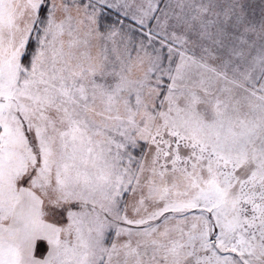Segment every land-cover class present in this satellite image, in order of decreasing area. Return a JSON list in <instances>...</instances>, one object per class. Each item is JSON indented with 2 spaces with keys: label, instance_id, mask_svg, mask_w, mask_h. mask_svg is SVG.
Returning <instances> with one entry per match:
<instances>
[{
  "label": "snow or ice",
  "instance_id": "obj_1",
  "mask_svg": "<svg viewBox=\"0 0 264 264\" xmlns=\"http://www.w3.org/2000/svg\"><path fill=\"white\" fill-rule=\"evenodd\" d=\"M0 264H264V0H0Z\"/></svg>",
  "mask_w": 264,
  "mask_h": 264
}]
</instances>
